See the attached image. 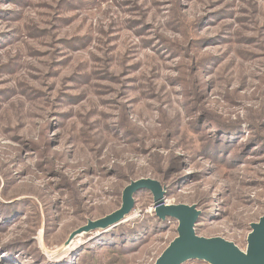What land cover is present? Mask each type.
<instances>
[{
    "label": "rangeland",
    "instance_id": "1",
    "mask_svg": "<svg viewBox=\"0 0 264 264\" xmlns=\"http://www.w3.org/2000/svg\"><path fill=\"white\" fill-rule=\"evenodd\" d=\"M140 178L246 250L264 213V0H0V264H154L179 222L149 190L70 240Z\"/></svg>",
    "mask_w": 264,
    "mask_h": 264
},
{
    "label": "water",
    "instance_id": "2",
    "mask_svg": "<svg viewBox=\"0 0 264 264\" xmlns=\"http://www.w3.org/2000/svg\"><path fill=\"white\" fill-rule=\"evenodd\" d=\"M149 190L154 196L155 212L165 220L177 219L178 235L158 256L154 264H183L190 260H203L209 264H264V213L250 225L246 250L223 237H205L197 234L196 225L202 211L196 205L167 204L166 190L152 178L132 180L123 191L122 205L116 211L97 220H89L70 236V240L83 232L109 229L120 224L135 206V195Z\"/></svg>",
    "mask_w": 264,
    "mask_h": 264
},
{
    "label": "trees",
    "instance_id": "3",
    "mask_svg": "<svg viewBox=\"0 0 264 264\" xmlns=\"http://www.w3.org/2000/svg\"><path fill=\"white\" fill-rule=\"evenodd\" d=\"M6 213H8V209H6ZM109 234H110V233H109ZM109 234H107V235H109ZM105 238L110 239V238H108V237H106V236H105ZM110 240L113 242L112 239H110Z\"/></svg>",
    "mask_w": 264,
    "mask_h": 264
},
{
    "label": "bare ground",
    "instance_id": "4",
    "mask_svg": "<svg viewBox=\"0 0 264 264\" xmlns=\"http://www.w3.org/2000/svg\"><path fill=\"white\" fill-rule=\"evenodd\" d=\"M74 246V245H73Z\"/></svg>",
    "mask_w": 264,
    "mask_h": 264
}]
</instances>
